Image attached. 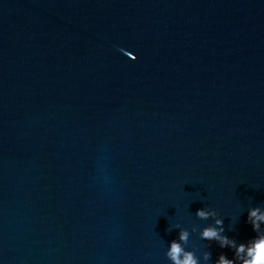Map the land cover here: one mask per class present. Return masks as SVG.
Here are the masks:
<instances>
[{
    "label": "water",
    "instance_id": "water-1",
    "mask_svg": "<svg viewBox=\"0 0 264 264\" xmlns=\"http://www.w3.org/2000/svg\"><path fill=\"white\" fill-rule=\"evenodd\" d=\"M258 205L264 0H0V264H169Z\"/></svg>",
    "mask_w": 264,
    "mask_h": 264
},
{
    "label": "clouds",
    "instance_id": "clouds-1",
    "mask_svg": "<svg viewBox=\"0 0 264 264\" xmlns=\"http://www.w3.org/2000/svg\"><path fill=\"white\" fill-rule=\"evenodd\" d=\"M120 51L136 60L132 52L120 49ZM246 223L251 225L255 235L246 241H239L235 237L226 234L224 219L211 208H198L194 215L199 220H209L211 223L200 226L193 225L191 233H197L201 241H208L204 249L197 251L187 247L190 231L179 223L169 224L167 231L177 230L176 238L167 243L165 256L169 264H264V206H251L246 210ZM230 230V229H229ZM215 242L220 249H228L231 257L225 252H219L215 259L212 252L207 250L211 243Z\"/></svg>",
    "mask_w": 264,
    "mask_h": 264
}]
</instances>
